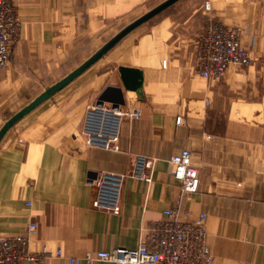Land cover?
<instances>
[{
    "label": "crops",
    "instance_id": "crops-1",
    "mask_svg": "<svg viewBox=\"0 0 264 264\" xmlns=\"http://www.w3.org/2000/svg\"><path fill=\"white\" fill-rule=\"evenodd\" d=\"M12 1L23 24L0 70V129L165 0ZM206 1L181 0L138 28L8 132L0 144V237L35 222L31 249L46 248V264H69L89 252L138 247L152 222L180 203L181 220L208 215L210 264H264V0H210L211 16L242 27L252 49L249 67H230L220 79L196 71ZM121 67L142 72V118L123 120L120 151L88 147V106L126 104ZM185 149L200 174L193 195L169 173L171 157ZM139 156L153 161L150 184L129 175ZM102 172L127 175L118 215L93 207L92 180Z\"/></svg>",
    "mask_w": 264,
    "mask_h": 264
},
{
    "label": "built area",
    "instance_id": "built-area-1",
    "mask_svg": "<svg viewBox=\"0 0 264 264\" xmlns=\"http://www.w3.org/2000/svg\"><path fill=\"white\" fill-rule=\"evenodd\" d=\"M211 11V4H206ZM22 17L12 0H0V70L7 66L13 47L21 39ZM244 33L239 27H227L209 19L197 41L198 73L205 78H219L229 67H247L251 63V51L242 45ZM136 92L130 91L126 104L108 105L96 103L87 108L82 127L88 147L120 151V131L125 118L139 120L142 111L136 103ZM181 122V118H178ZM153 161L137 157L129 175L147 184L153 182ZM169 173L181 183L183 195L198 192L201 180L198 168L193 164L190 150H182L171 157ZM127 175L102 172L92 180L96 187L93 207L113 214H120L122 184ZM181 202V201H180ZM180 203L164 212V219L153 221L146 239L138 247H117L110 251L86 253L81 258L69 259V264L100 261L112 264H210L212 254L206 228L208 215L200 214L191 220H181ZM37 224L29 223L22 235L0 237V264H46L49 252L31 249ZM61 251L57 256L61 257Z\"/></svg>",
    "mask_w": 264,
    "mask_h": 264
},
{
    "label": "water",
    "instance_id": "water-1",
    "mask_svg": "<svg viewBox=\"0 0 264 264\" xmlns=\"http://www.w3.org/2000/svg\"><path fill=\"white\" fill-rule=\"evenodd\" d=\"M181 0H165L156 7L152 8L142 16L138 17L134 21L130 22L124 28H122L117 34L105 42L93 55H91L86 61H84L79 67L66 75L63 79L53 84L46 89L38 97H36L26 107L21 109L18 113L7 120L0 129V144L8 132L26 115L35 110L38 106L52 98L56 93L61 91L80 75L86 72L96 62L106 56L114 47H116L123 39H125L132 32L142 27L144 24L151 21L153 18L162 14L164 11L175 5ZM123 85L127 91L136 92L137 95L142 94L143 75L138 69L121 67L119 69Z\"/></svg>",
    "mask_w": 264,
    "mask_h": 264
},
{
    "label": "rangeland",
    "instance_id": "rangeland-1",
    "mask_svg": "<svg viewBox=\"0 0 264 264\" xmlns=\"http://www.w3.org/2000/svg\"><path fill=\"white\" fill-rule=\"evenodd\" d=\"M207 3H210L211 4V1L210 0H207L206 2H205V4H204V9L206 10V4ZM149 11V10H148ZM147 11V12H148ZM168 11V10H167ZM207 11V10H206ZM165 12H163V14H164ZM207 13H208V18H207V20H206V22L209 20V19H214V20H216V21H218V22H220V23H222V24H224L223 22H221V21H219V20H217L216 18H214L213 16H211V13H212V4H211V11H207ZM163 14H160V15H158L157 17H155V18H153L151 21H149L148 23H146V24H144L142 27H144V26H147V25H150V24H152V23H154L160 16H162ZM206 22H205V24H206ZM129 24V23H128ZM127 24V25H128ZM205 24H204V26H205ZM225 25V24H224ZM225 26H227V25H225ZM141 27V28H142ZM227 27H239V28H241L242 30H243V33H244V36H243V39H242V45H243V40H244V37H245V31H244V29L242 28V27H240V26H227ZM124 28V27H123ZM203 29H204V27H203ZM203 29H202V32H203ZM119 32V31H118ZM117 32V33H118ZM202 32H201V34H202ZM117 33H113V34H111V36L113 37L115 34H117ZM201 34L199 35V37H201ZM112 37H110V38H112ZM199 37H198V39H199ZM198 39H197V41H198ZM109 40V39H108ZM107 40V41H108ZM106 41V42H107ZM197 41H196V48H197ZM243 47H245L244 45H243ZM245 48H247V47H245ZM247 49H249L250 51H251V63H252V49H250L249 47L247 48ZM251 63H250V65H251ZM197 64H198V49H197ZM197 64H196V71H197V73H198V69H197ZM250 65H248L247 67H249ZM231 67H237V66H231ZM247 67H237V68H240V69H243V68H247ZM230 68V67H229ZM229 68H228V70H229ZM227 70V71H228ZM226 71V72H227ZM226 72L221 76V77H219V78H205V77H203V78H205V79H220V78H222L225 74H226ZM199 74V73H198ZM200 75V74H199ZM201 76V75H200ZM138 97V96H137ZM137 103V102H136Z\"/></svg>",
    "mask_w": 264,
    "mask_h": 264
}]
</instances>
